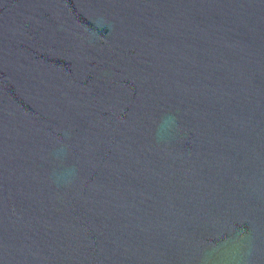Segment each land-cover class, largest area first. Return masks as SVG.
<instances>
[{
    "label": "water",
    "instance_id": "95a60500",
    "mask_svg": "<svg viewBox=\"0 0 264 264\" xmlns=\"http://www.w3.org/2000/svg\"><path fill=\"white\" fill-rule=\"evenodd\" d=\"M0 264H264V0H0Z\"/></svg>",
    "mask_w": 264,
    "mask_h": 264
}]
</instances>
